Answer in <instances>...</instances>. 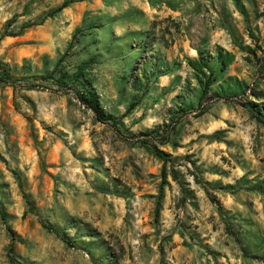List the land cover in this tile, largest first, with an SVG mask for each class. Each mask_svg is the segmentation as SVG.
<instances>
[{
    "label": "rangeland",
    "instance_id": "374dc122",
    "mask_svg": "<svg viewBox=\"0 0 264 264\" xmlns=\"http://www.w3.org/2000/svg\"><path fill=\"white\" fill-rule=\"evenodd\" d=\"M0 70V264H264V0H0Z\"/></svg>",
    "mask_w": 264,
    "mask_h": 264
},
{
    "label": "trees",
    "instance_id": "16d2710c",
    "mask_svg": "<svg viewBox=\"0 0 264 264\" xmlns=\"http://www.w3.org/2000/svg\"><path fill=\"white\" fill-rule=\"evenodd\" d=\"M70 2L66 1L63 2L56 10L53 11V14L62 11L64 8H66L68 6ZM52 16V15H51ZM14 20V19H13ZM31 25H27L25 28L30 27ZM222 68L224 67V63L222 62ZM206 67V65H205ZM211 74H209V76L205 79L204 84H203V89H202V96L201 98H204L207 94H208V90L210 85L212 84L213 80L210 78ZM43 80H48L50 79V77L46 76L42 78ZM21 81V79L15 78L13 77L10 73L4 71V70H0V88H4V87H11L14 88L17 86V83ZM73 81L76 82V84L78 85L77 88L75 90H73V96L75 98V100L85 109L89 110L95 121L100 122V123H108L110 121H113V117L111 115H105L102 111L101 108L99 106L98 103V95L96 94V92L90 87L88 86V83H86L85 79H84V70L82 68H78L77 72L75 75H73ZM62 85H64L65 83L62 81L60 82ZM218 99L220 97H217ZM224 99V97H222ZM229 97H225V100H228ZM136 106V103H131L127 109V112H129L130 110H132L134 107ZM252 113V111H250ZM251 118L256 120V122L258 123H263L262 119L258 116V115H254L251 114ZM175 122L171 121V124L165 125V136L162 137V139L160 141H158L160 143V145H164L166 143L169 142V134L171 132H174V127ZM142 136H146L147 135H142ZM133 138V136H132ZM151 140H155V139H142L141 141H139L141 144H144L145 146H147L149 148V150L152 152V154L158 158L159 160H161L164 165H166L169 160L167 159V157L164 155V153L162 151H160L156 146L151 145ZM172 178L174 181H177L175 174L173 172L172 174ZM40 225L43 229L47 230L50 233H53L55 235H59L58 231H56L52 226L45 224L44 222H40ZM65 240V242L67 244H72L68 239H66L65 237L63 238Z\"/></svg>",
    "mask_w": 264,
    "mask_h": 264
}]
</instances>
